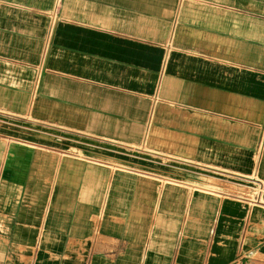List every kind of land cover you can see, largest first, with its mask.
<instances>
[{
  "label": "crops",
  "instance_id": "0c3cea01",
  "mask_svg": "<svg viewBox=\"0 0 264 264\" xmlns=\"http://www.w3.org/2000/svg\"><path fill=\"white\" fill-rule=\"evenodd\" d=\"M263 139L264 0H0V264H264Z\"/></svg>",
  "mask_w": 264,
  "mask_h": 264
},
{
  "label": "rangeland",
  "instance_id": "374dc122",
  "mask_svg": "<svg viewBox=\"0 0 264 264\" xmlns=\"http://www.w3.org/2000/svg\"><path fill=\"white\" fill-rule=\"evenodd\" d=\"M261 153L257 155L254 161V170L253 172H250L246 177L245 176H239L243 180H248L254 183V185H258L257 183L260 182V180L264 177V139L263 142L260 144ZM242 180V181H243ZM261 188L259 186L254 188V191H259ZM243 192L242 190H239ZM240 194V193H239Z\"/></svg>",
  "mask_w": 264,
  "mask_h": 264
}]
</instances>
